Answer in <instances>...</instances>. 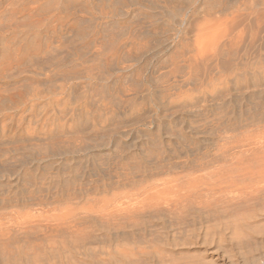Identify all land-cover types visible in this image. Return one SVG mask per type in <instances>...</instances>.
<instances>
[{
	"label": "rangeland",
	"instance_id": "374dc122",
	"mask_svg": "<svg viewBox=\"0 0 264 264\" xmlns=\"http://www.w3.org/2000/svg\"><path fill=\"white\" fill-rule=\"evenodd\" d=\"M0 264H264V0H0Z\"/></svg>",
	"mask_w": 264,
	"mask_h": 264
},
{
	"label": "bare ground",
	"instance_id": "6f19581e",
	"mask_svg": "<svg viewBox=\"0 0 264 264\" xmlns=\"http://www.w3.org/2000/svg\"><path fill=\"white\" fill-rule=\"evenodd\" d=\"M162 10H163V9H162ZM49 11H50V10H49ZM165 11H166V10H165ZM61 13H62V12H61ZM17 14H18V13H17ZM20 14H21V13H20ZM12 15L14 16V15H16V14H12ZM25 15H26V14H25ZM171 15H172V14H171ZM259 15H260V14H259ZM22 16H23V15H22ZM55 16H57V15H55ZM46 17H47V16H46ZM170 17H171V16H170ZM55 18H56V17H55ZM55 18H53V19H55ZM47 19H48V18H47ZM23 22H24V21H23ZM27 23H28V21H27ZM39 23H41V22H39ZM25 24H26V23H25ZM31 24H32V23H31ZM17 26H18V24H17ZM36 27H37V26H36ZM33 28H34V27H33ZM11 29H12V27H11ZM15 29H16V28H15ZM8 30H9V29L7 28V31H8ZM30 30H31V28H30ZM24 33H25V32H24ZM26 34H27V33H26ZM11 36H12V35H11ZM28 37H29V34H28ZM24 38H25V37H24ZM25 39H26V38H25ZM20 40H21V39H20ZM23 41H24V40H23ZM22 43H23V42H22ZM28 43H29V42H28ZM20 44H21V43H20ZM30 45H31V44H29V46H30ZM27 47H28V44H27V43H25V44L22 45V49H27ZM258 94H259V93H258ZM249 97H250V96H249ZM258 117H259V116H258ZM37 151H38V150H37ZM5 183H6V182H5ZM8 189H9V188H8ZM9 196H10V195H9ZM13 198H14V197H13ZM127 217H128V216H126V218H127ZM129 217H130V216H129ZM26 227H27V226H26ZM26 227H25L24 230H26V229L29 230L28 227H27V228H26ZM30 227H31V228L33 227L32 230H30V231H33L34 226H30ZM20 228H22V227H20ZM23 228H24V227H23ZM46 228H47V227H46ZM46 228H43V229L45 230ZM56 228H57V227H56ZM10 229H11V228H10ZM10 229H9V231H10ZM37 229L39 230V229H41V228L38 227ZM43 229H41V230L43 231ZM48 229H49V228H48ZM48 229H47V230H48ZM50 229H51V228H50ZM50 229H49V230H50ZM52 229H53V231L51 230L52 232H48L49 234H50V233L53 234V232L56 233V232L54 231L55 228H52ZM14 230H15V229H13V232H14ZM18 230H19V228H18ZM21 230L23 231V229H21ZM27 230H26V231H27ZM35 230H36V227H35L34 231H35ZM49 230H48V231H49ZM55 230H58V228L55 229ZM60 230H61V229H60ZM2 231H3V230H2ZM9 231H8V229H6V234H8ZM22 231L19 230V231H17V232H18L19 234H21L20 232H22ZM30 231H29V232H30ZM34 231H33V232H34ZM39 231H40V230H39ZM10 232H12V231H10ZM15 232H16V231H15ZM17 232H16V233H17ZM23 232H24V231H23ZM3 233L5 234V232H3ZM18 233H17V235H18ZM25 233H26V235H27L28 232H25ZM35 233H36V232H34V234H35ZM41 233H42V232H41ZM41 233H39V235H41ZM43 233H44V234H47V231H46V232H43ZM12 234H13V233H10V234H8V235H10V237L13 238ZM23 234H24V233H23ZM28 234H29V233H28ZM31 234H32V232H31ZM34 234H32V235H34ZM49 234H47L48 236H46V235H45V236H46V237H49ZM52 234H51V235H52ZM56 234H57V233H56ZM1 235L4 236L3 234H1ZM8 235H7V236H8ZM24 235H25V234H24ZM24 235H23V236H24ZM26 235H25V236H26ZM36 235H37V233H36ZM14 236H15V235H14ZM37 236H38V235H37ZM43 236H44V235H41V238H42ZM45 236L43 237V240L46 239ZM18 237H19V236H18ZM32 237H33V236H32ZM32 237L30 236V239H32ZM38 237H40V236H38ZM38 237H33V238H34V239H38ZM8 238H9V236L7 237V239H8ZM12 238H10V239H12ZM21 238H22V237H21ZM41 238H40V239H41ZM25 239H26V238H25ZM25 239H24V237H23V240H25ZM30 239H29V240H30ZM16 240H17V239H16ZM27 240H28V239H27ZM38 240H39V239H38ZM41 240H42V239H41ZM41 240H40V242H41ZM12 241H13V240H12ZM30 241H31V240H30ZM30 241H29V242H30ZM36 241H37V240H36ZM7 242H8V241H7ZM10 242H11V241H10ZM14 242H15V241H14ZM26 242H27V241H26ZM26 242H24V243H26ZM38 242H39V241H37V243H38ZM3 243H4V242H3ZM30 243H31V242H30ZM30 243H29V244H30ZM35 243H36V242H35ZM37 243H36V244H37ZM7 244H8V243H6V245H7ZM27 244H28V243H27ZM31 244H32V243H31ZM8 245H9V244H8ZM35 246H37V245H35ZM35 246H33V247H35ZM36 250H37V249H36Z\"/></svg>",
	"mask_w": 264,
	"mask_h": 264
}]
</instances>
